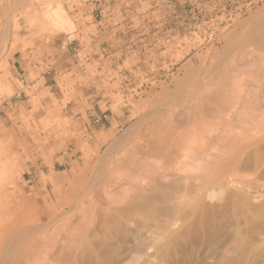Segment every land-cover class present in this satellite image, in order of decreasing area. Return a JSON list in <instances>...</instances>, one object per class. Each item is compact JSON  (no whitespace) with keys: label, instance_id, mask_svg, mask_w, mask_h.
I'll list each match as a JSON object with an SVG mask.
<instances>
[{"label":"rangeland","instance_id":"obj_1","mask_svg":"<svg viewBox=\"0 0 264 264\" xmlns=\"http://www.w3.org/2000/svg\"><path fill=\"white\" fill-rule=\"evenodd\" d=\"M80 1L0 0V263L36 229L56 244L34 264L60 263L63 246L73 247L69 264H264V144L239 152L233 134L203 122L170 162H148V172L138 163V177L112 171L146 150L169 104L202 101L220 79L255 83L256 71L264 90V0H111L115 31L98 40ZM59 10L72 27L57 25ZM17 56L29 62L25 75ZM230 155L244 163L231 184L212 185Z\"/></svg>","mask_w":264,"mask_h":264},{"label":"bare ground","instance_id":"obj_2","mask_svg":"<svg viewBox=\"0 0 264 264\" xmlns=\"http://www.w3.org/2000/svg\"><path fill=\"white\" fill-rule=\"evenodd\" d=\"M56 22H57V25H59L61 28H63L64 26H70L72 27V22L66 17V15L64 14L63 11L59 10L58 13H56ZM235 63H237V61H235ZM263 63V61L261 62ZM256 63L255 62H250V66H254ZM233 67V66H232ZM229 68V67H228ZM235 70L232 68H230V71L228 70V72H234ZM225 72V71H224ZM227 73V72H225ZM242 74V73H241ZM254 75V79L252 80L253 82L255 83H250V84H245L243 83V80L242 79H238L236 77L235 79V83H229L230 85H227L225 82L221 83V79H220V83H218V85L220 84H226L225 87L224 85L221 87H217L216 90V93L213 92V91H210V87L213 85H211L209 82V85H211L209 88L206 86V89L208 88L209 89V93H210V96H205L207 97L206 100H204L203 96L199 97L200 99H203L202 101H196V100H189V99H185V102L186 104L183 105L185 102L182 100L181 102L183 103H176L175 107H174V104L171 105L169 104L170 108H169V111L167 114H165L166 112V107L164 109H161L159 111V115H160V118L159 120H157L156 122V126H154L153 124V128L156 127L158 129H156L154 132H152L153 134H151L150 137H152V141H148L146 147L145 148L146 150H144L143 152L141 151V153H139L140 151L137 152L136 148H135V151L131 152V153H128L130 151L127 152V154L125 155L124 158H120L118 159V161L115 163H113L112 167L113 170L112 171H117L119 172V175L121 176L123 172H127L129 175V177L135 173L136 171V175L138 177V174H137V171L139 166H137L136 164L139 163L142 164L144 163V166L146 165V168L145 167H141L142 169L145 168V170L147 169V165H149L150 163L153 164V167L155 166H159L160 164H163V161L164 163L168 162L170 160L171 157H174L172 156L176 147L179 145L178 144H184L185 142H187L189 139H192L191 137L195 138L194 136L197 135L196 133H198V129H199V126H200V123L204 124L203 122H209L210 121V124L212 125L211 127H216V126H221V133H222V128H223V131L227 132L225 134V136L228 134H233L234 135V138H237V140L234 142L236 143V146H237V150L240 152V151H245V150H249L251 149L250 152H252L254 149H252V146H255V147H258L260 144H264V90L262 91V86L259 82V80L261 79V74L259 71H256V72H253L252 73ZM218 75V74H217ZM232 75V74H231ZM244 75V74H242ZM224 76V75H223ZM227 76V75H226ZM225 76V77H226ZM238 76V75H237ZM220 77V76H218ZM229 77V74L228 76ZM235 77V76H234ZM233 78V77H232ZM231 78V79H232ZM227 79V78H226ZM230 79V78H229ZM234 79V78H233ZM212 80V79H211ZM215 80V79H213ZM231 81V80H230ZM234 82V81H233ZM217 85V83H216ZM215 87V86H214ZM216 88V87H215ZM191 89V88H190ZM214 90V89H213ZM207 91V90H206ZM262 91V92H261ZM208 92V91H207ZM214 94V96H213ZM215 96H217L215 98ZM261 97H262V100H261ZM189 98V97H188ZM197 98V100L199 99ZM189 100V101H188ZM217 100V101H216ZM181 105V106H180ZM174 107V108H173ZM158 116V115H157ZM155 117V116H154ZM155 120V119H154ZM213 120V121H211ZM204 125H202L203 127ZM206 126V125H205ZM208 128V127H207ZM211 129V128H210ZM213 129V128H212ZM219 129V133H220V128ZM154 130V129H153ZM200 131V130H199ZM209 131V130H208ZM203 132V131H202ZM215 133H217L216 131H214ZM212 133V131H211ZM253 133V134H252ZM207 134V133H206ZM222 136V134H219ZM224 135V134H223ZM221 136H219V138H222ZM204 137V136H203ZM208 137V135H207ZM231 137V136H230ZM229 137V138H230ZM205 138V137H204ZM203 139V138H202ZM213 139V138H212ZM217 139V138H216ZM225 139V137H224ZM228 139V137H227ZM207 140H210V139H207ZM221 140V139H220ZM223 140V139H222ZM233 140V139H232ZM212 141V140H211ZM217 141V140H216ZM219 142V141H218ZM226 142H229L228 140H226ZM196 143V142H195ZM194 143V144H195ZM210 143V142H209ZM215 143V142H214ZM221 143V142H220ZM219 143V144H220ZM232 143V141L230 142ZM189 144V143H188ZM224 144V143H223ZM221 145V144H220ZM229 145V144H228ZM232 145V144H231ZM230 145V146H231ZM203 146V145H202ZM207 146V145H206ZM204 146V147H206ZM212 146V145H211ZM226 146V145H225ZM234 146V147H236ZM262 146V145H261ZM261 146L259 148H261ZM144 147V146H143ZM204 147H201V149L203 150ZM209 147V146H208ZM227 147V146H226ZM229 147V146H228ZM227 147V148H228ZM138 148H140V146H138ZM207 148V147H206ZM214 148V147H213ZM218 148V147H217ZM216 148V149H217ZM231 148V147H229ZM144 149V148H143ZM190 149V148H189ZM195 149V148H194ZM212 149V147H211ZM210 149V151H211ZM233 149V148H232ZM231 149V151H233ZM236 149V148H235ZM262 149H263V152H264V146H262ZM208 150V149H207ZM217 150H221L220 147L219 149ZM227 150V149H226ZM259 150V149H256V151ZM197 151V150H196ZM206 151V150H205ZM203 151V152H205ZM222 151V150H221ZM262 151V150H260ZM202 152V153H203ZM229 152V151H228ZM236 152V151H235ZM255 154V150L253 151ZM258 152V151H257ZM256 152V154H257ZM123 153V152H122ZM202 153L200 152L199 156H197V158L199 157V161L200 159L202 160V156L205 157V153H207L206 157L211 153L208 154V152L206 151L205 153ZM246 153V152H245ZM243 153V154H245ZM259 153V152H258ZM196 154V152H195ZM261 154V152H260ZM259 154V155H260ZM263 154V153H262ZM190 155V153H189ZM189 155L188 153H186L184 155V159L185 160H188L190 159L189 158ZM194 155V154H193ZM213 155V153H212ZM226 155H227V152H226ZM257 154V162H258V156ZM124 156V155H123ZM176 156V155H175ZM201 156V158H200ZM228 156V155H227ZM235 156V155H234ZM232 156L230 155V157H228L226 160V165H224V167L222 168V176L217 178V182H214L212 185H218L222 183L221 186L224 187V183H225V186H227L228 184H231L232 181H231V177H233L232 175V172L233 171H236L235 168L237 167L236 165L238 164L239 166V163L242 161V156ZM262 155H260V159L262 160V163H263V160L262 159L263 157H261ZM264 156V154H263ZM218 157V156H217ZM225 157V156H224ZM247 157V156H246ZM251 157V156H250ZM249 157V158H250ZM175 158V157H174ZM183 158V157H182ZM210 158V157H209ZM248 158V157H247ZM248 158V160H249ZM173 159V158H172ZM183 159V160H184ZM206 159V158H205ZM216 159V158H215ZM251 159V158H250ZM191 160V159H190ZM193 160V161H192ZM191 162L192 164L194 165L195 163H198L199 161L198 160H195V159H192ZM219 160V159H218ZM246 160V158H245ZM216 161V160H214ZM244 161V160H243ZM242 161V163H244ZM247 161V160H246ZM245 161V162H246ZM260 161V160H259ZM114 162V161H113ZM148 162H150L148 164ZM170 162V161H169ZM173 162V161H171ZM203 162V161H201ZM248 162V161H247ZM261 162V161H260ZM218 163V161H217ZM250 163V162H249ZM259 163V162H258ZM151 164V165H152ZM203 164V163H201ZM200 164V165H201ZM207 164V163H206ZM248 164V163H247ZM252 164V162L250 163ZM249 164V165H250ZM264 164V163H263ZM262 164V165H263ZM133 165V166H132ZM135 165V167H134ZM198 165V164H197ZM204 165L203 164V168H204ZM209 165V164H208ZM212 165V164H211ZM210 165V166H211ZM219 165V164H218ZM217 165V167H218ZM245 165V164H244ZM261 165V164H260ZM133 168H132V167ZM181 166V165H180ZM216 166V165H215ZM254 166V165H253ZM150 167V166H149ZM184 167V166H183ZM199 167V166H198ZM197 167V168H198ZM201 167V166H200ZM206 167V166H205ZM241 167V166H240ZM243 167V166H242ZM241 167V168H242ZM118 168V169H116ZM211 167H209L210 169ZM246 168V166H245ZM258 168V167H257ZM206 168H204V171H205ZM213 169V167H212ZM211 169V170H212ZM260 169V168H259ZM122 170V171H120ZM141 170V169H140ZM153 170V169H152ZM168 170V169H167ZM208 170V168H207ZM241 170V169H240ZM256 170V168H255ZM111 171V170H109ZM203 171V172H204ZM210 171V170H209ZM238 171V170H237ZM147 172H148V169H147ZM151 172V171H149ZM243 172V171H242ZM126 173V174H127ZM209 173V172H208ZM207 173V174H208ZM211 173V171H210ZM118 174V173H117ZM146 174V172H145ZM189 174V173H187ZM204 174V173H203ZM202 174V175H203ZM236 174V172H235ZM147 175V174H146ZM164 175V174H163ZM220 175V174H219ZM229 175V177H228ZM238 175V174H237ZM117 176V175H116ZM123 176H124V173H123ZM122 176V177H123ZM134 176V177H135ZM206 176V175H204ZM209 176V175H208ZM218 176V175H217ZM222 177H224L225 179H223ZM239 177V175H238ZM3 177H1L0 179H2ZM120 178V177H119ZM125 178V177H124ZM128 178V177H127ZM144 178V177H143ZM176 178V177H175ZM111 179V178H110ZM131 179H134L131 177ZM136 179V177H135ZM142 179V178H141ZM168 179V178H167ZM174 179V178H173ZM237 179V177H236ZM235 179V180H236ZM127 180V179H126ZM205 180V179H204ZM233 180V178H232ZM116 182L118 181L117 178L115 180ZM122 181V180H121ZM128 181V180H127ZM133 181V180H132ZM135 181V180H134ZM133 181V182H134ZM215 181V180H214ZM83 182V181H82ZM115 182V183H116ZM120 182V180L118 181ZM117 182V183H118ZM123 182V181H122ZM126 182V181H125ZM129 182V181H128ZM174 182V180H173ZM206 182V181H205ZM235 182V181H233ZM238 182V181H237ZM236 182V183H237ZM1 183V182H0ZM132 183V182H131ZM129 183V184H131ZM243 182H241L240 184H242ZM120 184V183H119ZM117 185V184H116ZM128 186V184H126ZM239 185V183H238ZM237 185V186H238ZM244 185V184H243ZM246 185V184H245ZM118 186V185H117ZM130 186V185H129ZM133 186H136V185H133L132 184V188ZM212 186L210 188V190L208 191L209 194L212 196L215 192H216V189L214 190ZM241 186V185H240ZM119 187V186H118ZM239 187V186H238ZM123 187H121L122 189ZM215 188V187H214ZM245 188V187H244ZM127 189V188H126ZM136 189V188H135ZM148 189V188H147ZM220 189V188H219ZM131 190V189H130ZM225 190V188H224ZM249 190V189H248ZM93 191V190H92ZM110 191V190H109ZM122 191V190H121ZM142 191V190H141ZM151 191V190H150ZM244 191V190H243ZM119 192V191H118ZM252 192V191H251ZM94 193V192H93ZM115 193V192H114ZM128 193V192H127ZM153 193V192H152ZM151 194V193H150ZM199 195V193H198ZM238 195V194H237ZM126 196V195H124ZM241 196V195H240ZM147 197V196H146ZM145 197V198H146ZM220 197V196H219ZM242 197V196H241ZM247 197V196H246ZM90 198V197H89ZM149 198V196H148ZM108 199V198H107ZM120 199V198H119ZM147 199V198H146ZM215 199V198H214ZM217 199V198H216ZM237 199V198H236ZM109 200V199H108ZM122 200V199H121ZM128 200V199H127ZM238 200V199H237ZM243 200V199H242ZM125 201V200H124ZM144 201V200H143ZM149 201V200H148ZM110 202V201H109ZM126 202V201H125ZM105 203V202H104ZM112 203H114L112 201ZM124 203V202H122ZM136 203V202H135ZM134 203V204H135ZM204 203V202H203ZM237 204V202H234ZM88 204V203H87ZM94 204V203H93ZM21 205V203L19 204ZM108 205V204H106ZM113 205V204H111ZM121 205V204H120ZM240 205V204H239ZM264 205V204H263ZM1 206V205H0ZM103 206V205H102ZM238 206V204H237ZM117 207V206H116ZM115 207V208H116ZM137 207V206H136ZM261 207H264V206H261ZM114 208V206H113ZM242 208V207H241ZM89 209V208H88ZM92 209V208H91ZM260 209V208H259ZM94 211V210H93ZM120 211V210H119ZM239 211V209H238ZM259 211V210H258ZM249 212V211H248ZM91 213V212H90ZM243 213V212H242ZM59 215V214H58ZM57 215V216H58ZM97 217V216H96ZM261 217V216H260ZM58 218V217H57ZM55 219V218H54ZM264 219V218H263ZM17 220V219H16ZM261 220V219H260ZM257 221V220H256ZM259 222V221H258ZM262 223V221H261ZM252 225V224H251ZM13 228V227H12ZM36 228V227H35ZM24 230V229H22ZM21 230V231H22ZM39 230V229H38ZM254 230V229H253ZM247 231V230H246ZM258 231V230H257ZM20 232V231H19ZM24 234L22 235V237L20 238L19 240V245L18 243H15L17 244V247L15 246L13 251H12V255L13 256V260L11 262V264H34L38 261V257L39 256H42L43 252L45 251H51L53 249H55V247H53L54 243L55 242V236H51L50 239H49V235H41L36 229H30V230H26L23 232ZM245 233V232H244ZM19 234V233H18ZM17 234V235H18ZM87 234V233H86ZM85 234V235H86ZM92 234V232H91ZM255 234V233H254ZM83 235V236H85ZM89 235V234H88ZM94 235V234H93ZM92 235V236H93ZM244 235V234H243ZM256 235V234H255ZM16 236V235H15ZM57 236V235H56ZM91 236V235H90ZM5 237V236H4ZM13 237V236H12ZM6 238V237H5ZM84 238V237H83ZM242 238V236H241ZM9 239V238H8ZM15 239V237H14ZM12 239V240H14ZM19 239V238H17ZM78 240V239H77ZM79 240H82L84 241L83 239H79ZM8 241V240H7ZM6 241V242H7ZM242 240H240L241 242ZM248 241V240H247ZM9 242V241H8ZM7 242V244H8ZM15 242V241H13ZM57 242V241H56ZM69 242V241H68ZM71 242V241H70ZM256 242V241H255ZM82 243V242H81ZM86 243V242H84ZM249 243V242H248ZM252 243V242H251ZM11 244V243H9ZM13 245V244H11ZM59 245V244H58ZM84 245V244H83ZM82 245V246H83ZM253 245V244H252ZM1 246V245H0ZM5 246H8V245H5ZM69 246V245H68ZM9 247V246H8ZM73 248V247H72ZM71 248V249H72ZM81 248V247H80ZM236 248V247H235ZM6 249H9L6 247ZM70 247H62V252L59 253V256H58V260L60 263L58 264H69L70 261H71V257L73 256V251H71ZM74 249L75 246H74ZM4 250V249H3ZM11 250V248H10ZM73 250V249H72ZM79 250V249H78ZM84 250V249H83ZM1 251V250H0ZM5 251V250H4ZM7 251V250H6ZM57 251V250H56ZM71 251V252H70ZM8 252V251H7ZM6 252V253H7ZM52 252V251H51ZM82 252V251H81ZM5 253V254H6ZM83 253V252H82ZM3 254V253H2ZM1 254V255H2ZM49 253H45L43 256V258H47ZM8 255V254H7ZM6 255V256H7ZM46 255V256H45ZM53 254L49 255L52 257ZM5 256V255H3ZM9 256V255H8ZM83 256V255H81ZM3 258V257H2ZM10 258V257H9ZM8 258V259H9ZM36 258V259H35ZM42 258V259H43ZM4 259H6L4 257ZM11 259V258H10ZM47 259L51 260L50 257H48ZM68 259H70L69 263L67 262ZM2 259H0L1 261ZM46 260V259H44ZM9 261V260H7ZM6 261V263H7ZM54 261H57L56 259ZM1 264V263H0ZM10 264V263H9Z\"/></svg>","mask_w":264,"mask_h":264},{"label":"crops","instance_id":"obj_3","mask_svg":"<svg viewBox=\"0 0 264 264\" xmlns=\"http://www.w3.org/2000/svg\"><path fill=\"white\" fill-rule=\"evenodd\" d=\"M80 4L81 6H76L75 9L78 10L77 15L82 14L84 19L90 18V20L85 23V29L89 32L88 35L90 38L98 40L100 38L108 37L109 35L113 36L115 31L113 21L118 18V7L120 3H112L111 0H86L80 1ZM98 18L100 19L98 20ZM72 45L73 42H70V70L73 69L74 66L77 67L75 65V55L72 54ZM12 62L13 66L16 69H20L21 73L25 75L29 62H27L23 56H17V58H14ZM103 118L108 119L106 115H103ZM99 122L100 119L96 121V123Z\"/></svg>","mask_w":264,"mask_h":264}]
</instances>
